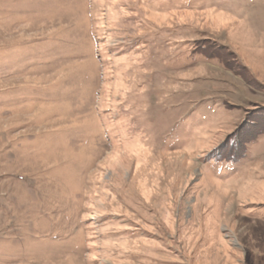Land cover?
<instances>
[{
  "label": "rangeland",
  "instance_id": "obj_1",
  "mask_svg": "<svg viewBox=\"0 0 264 264\" xmlns=\"http://www.w3.org/2000/svg\"><path fill=\"white\" fill-rule=\"evenodd\" d=\"M0 264H264V0H0Z\"/></svg>",
  "mask_w": 264,
  "mask_h": 264
}]
</instances>
